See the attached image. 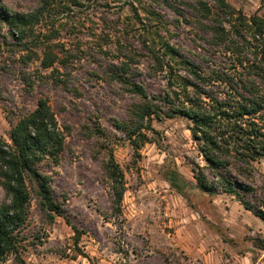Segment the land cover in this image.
Masks as SVG:
<instances>
[{
	"label": "trees",
	"instance_id": "1",
	"mask_svg": "<svg viewBox=\"0 0 264 264\" xmlns=\"http://www.w3.org/2000/svg\"><path fill=\"white\" fill-rule=\"evenodd\" d=\"M134 1L139 0L129 3L141 28L139 46L121 44L115 59L97 64L112 90L130 98L126 116L113 117L111 128L139 154L153 141V120L187 119L204 164L194 163V184L176 168L168 170L171 186L186 199L189 190L231 195L264 221V174L254 164L264 161V14H246L227 0H150L141 16ZM35 2L20 10L0 0V45L13 55L0 63V74L17 77L31 89L44 78L55 89L80 95L57 19L60 12L83 4ZM35 60L51 74L37 72L34 78L29 70ZM149 79L164 81L162 91L148 92ZM4 88L0 84V98H6ZM13 116L7 137L0 135V264L9 259L27 264L23 253L30 237L31 201L49 223L63 215L64 198L54 188L49 168L60 161L68 124L58 122L43 95L34 109ZM97 121L88 116L79 132L93 140L92 157L99 161L112 209L119 214L124 172L113 154L112 131ZM73 229L77 241L79 231Z\"/></svg>",
	"mask_w": 264,
	"mask_h": 264
},
{
	"label": "rangeland",
	"instance_id": "2",
	"mask_svg": "<svg viewBox=\"0 0 264 264\" xmlns=\"http://www.w3.org/2000/svg\"><path fill=\"white\" fill-rule=\"evenodd\" d=\"M13 9L29 10L35 0H1ZM60 12L59 38L71 54V78L81 94L55 89L36 79L31 89L17 77L0 74L6 98H0V135L7 137L13 113L32 110L46 96L60 124L66 122L65 146L57 165L49 168L54 188L64 198L62 216L49 223L31 201L27 232V264H264V221L233 196L189 190L180 195L167 179L176 168L194 184V163L204 164L188 124L182 117L153 120L151 142L139 154L127 139L111 128L113 117L124 118L128 96L122 97L102 79L98 62L116 58L119 45L139 46L141 28L129 0H80ZM246 14H264L262 0H227ZM150 0L134 1L144 15ZM175 30V29H173ZM181 39L185 40L182 34ZM0 45V63L13 55ZM9 56V57H8ZM15 58H19L18 55ZM57 67V63H55ZM30 73L49 76L39 60ZM94 72V73H93ZM36 78V76L34 77ZM148 92H160L164 81H145ZM88 116L112 131L113 154L124 172L121 212L112 209L111 194L92 157L93 140L82 137L80 126ZM264 174V161L255 162ZM3 191L0 188V199ZM79 237L76 241V232ZM4 264H13L9 259Z\"/></svg>",
	"mask_w": 264,
	"mask_h": 264
}]
</instances>
